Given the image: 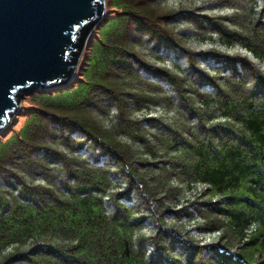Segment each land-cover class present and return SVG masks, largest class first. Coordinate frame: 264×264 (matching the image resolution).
Returning a JSON list of instances; mask_svg holds the SVG:
<instances>
[{
    "label": "trees",
    "instance_id": "trees-1",
    "mask_svg": "<svg viewBox=\"0 0 264 264\" xmlns=\"http://www.w3.org/2000/svg\"><path fill=\"white\" fill-rule=\"evenodd\" d=\"M105 2L0 131V264H264V0Z\"/></svg>",
    "mask_w": 264,
    "mask_h": 264
},
{
    "label": "water",
    "instance_id": "water-1",
    "mask_svg": "<svg viewBox=\"0 0 264 264\" xmlns=\"http://www.w3.org/2000/svg\"><path fill=\"white\" fill-rule=\"evenodd\" d=\"M105 0H0V131L23 93L74 74Z\"/></svg>",
    "mask_w": 264,
    "mask_h": 264
},
{
    "label": "rangeland",
    "instance_id": "rangeland-1",
    "mask_svg": "<svg viewBox=\"0 0 264 264\" xmlns=\"http://www.w3.org/2000/svg\"><path fill=\"white\" fill-rule=\"evenodd\" d=\"M26 95H27V93H23V97L20 99V103H19V107H18L20 111L18 110V112L16 113V115H13L11 117L10 121L7 123L8 126H10V127L13 126V127H15V129L19 127L20 122L23 119V116H21V114H22L23 110L25 109V107L27 106V103L25 102L26 99L25 100L23 99ZM18 120H20V121L17 122V124H16L15 121H18Z\"/></svg>",
    "mask_w": 264,
    "mask_h": 264
}]
</instances>
